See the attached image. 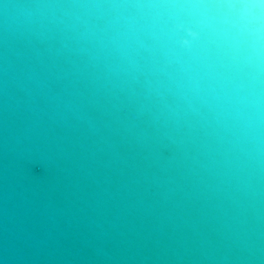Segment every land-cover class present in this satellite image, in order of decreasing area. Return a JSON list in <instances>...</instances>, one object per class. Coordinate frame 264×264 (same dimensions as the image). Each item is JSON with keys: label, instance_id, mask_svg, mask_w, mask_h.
Returning a JSON list of instances; mask_svg holds the SVG:
<instances>
[{"label": "water", "instance_id": "obj_1", "mask_svg": "<svg viewBox=\"0 0 264 264\" xmlns=\"http://www.w3.org/2000/svg\"><path fill=\"white\" fill-rule=\"evenodd\" d=\"M0 264H264V4L0 0Z\"/></svg>", "mask_w": 264, "mask_h": 264}, {"label": "clouds", "instance_id": "obj_2", "mask_svg": "<svg viewBox=\"0 0 264 264\" xmlns=\"http://www.w3.org/2000/svg\"><path fill=\"white\" fill-rule=\"evenodd\" d=\"M259 3L264 4V0H259ZM250 21L241 19L233 25L234 34L230 37L234 47L239 51L244 43L246 35H249L258 40V30L253 32L250 29Z\"/></svg>", "mask_w": 264, "mask_h": 264}]
</instances>
